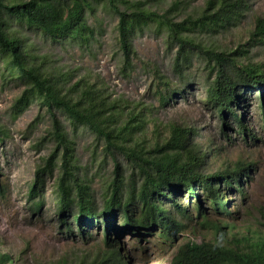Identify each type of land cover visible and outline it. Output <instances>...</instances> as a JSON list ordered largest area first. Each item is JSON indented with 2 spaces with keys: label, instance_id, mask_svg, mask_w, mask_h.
Segmentation results:
<instances>
[{
  "label": "rangeland",
  "instance_id": "obj_1",
  "mask_svg": "<svg viewBox=\"0 0 264 264\" xmlns=\"http://www.w3.org/2000/svg\"><path fill=\"white\" fill-rule=\"evenodd\" d=\"M168 1L163 0L157 5L164 8ZM204 1L191 0L187 12L198 10ZM248 5L244 18L236 27L219 33L196 32L198 40L203 45L227 51L242 44L249 50L246 60L264 62V45L251 48L245 45L255 18L264 17V0H248ZM87 21L94 27L96 35L84 45L68 40L53 42L24 28L18 31L29 51L39 57L38 61L45 62L55 76L66 75V87L83 79L101 88L108 98L121 99L130 108L141 109L146 122L137 134L139 139L152 143L155 135L164 138L170 125H175L191 130L188 147L197 148V154L202 155L204 174L233 168L239 161L246 164L245 174L239 179L242 193L220 185L233 199L231 205L235 203L233 207L239 211L235 213L240 219L237 227L240 230L259 228L264 234V226L258 225V221H264L260 214L264 211V117L259 105L261 100L264 101V83L259 90L245 86L232 105V110L248 130L244 139L229 113L225 114L222 130L217 107L206 101V83L210 75L202 58L195 52L190 67L179 75L172 69L176 45H170L165 32L158 31L153 24L132 35L135 53L129 57L131 65L124 68V51L119 46L116 30L117 15L109 7H98L94 14L87 15ZM157 74L166 82L159 83ZM22 90L23 85L6 74L0 58V254H8L11 258L4 264L92 263L105 249L100 220L96 227H84L87 234L84 238L76 230L71 215L59 216L55 193L59 168L54 170L53 176L46 178L41 196L28 197L36 167L42 166L53 151L59 157L62 149L54 150L51 119L38 99H33L23 111L15 114L14 102ZM160 92L166 98L163 102ZM56 117L74 143L77 172L90 186L95 206L101 211L115 166L118 165L119 176L123 177L125 184L129 183L131 166L123 155L108 154L103 148L104 141L90 130H74L61 113H56ZM200 192V198L205 199L204 193ZM38 198L43 203L37 210L33 202ZM183 201L189 203L190 213L196 216L193 198L190 201L184 198ZM113 217L108 223L114 227L120 222L117 211ZM61 220H66L72 231L61 224ZM185 224L188 231L209 232L196 219L192 222L185 220ZM111 238L127 255L130 264H166L170 258L169 255L163 256L167 250L164 242L156 241L151 245L143 239L139 247L138 242L127 237L120 228Z\"/></svg>",
  "mask_w": 264,
  "mask_h": 264
},
{
  "label": "trees",
  "instance_id": "obj_2",
  "mask_svg": "<svg viewBox=\"0 0 264 264\" xmlns=\"http://www.w3.org/2000/svg\"><path fill=\"white\" fill-rule=\"evenodd\" d=\"M161 1L0 0V58L6 74L23 85L14 102L15 114L23 111L33 99H38L51 119L50 135L54 150L62 149L59 157L53 151L42 166L36 167L28 197L41 196L46 178L53 176L54 170L59 168L55 184L59 216L71 215L76 230L84 238L87 235L84 227H96L100 220L106 249L99 260L87 264H130L127 255L109 237L111 231L107 230V222L113 211H123L121 226L126 228L133 220L130 206L142 201L148 211L145 224H161L167 228L169 210L162 203L177 206L179 191L186 189L189 194H194L196 183L211 197H220L218 183L229 187L235 184L237 188L247 167L239 161L233 168L204 174L201 170L202 155L197 154V148L188 147V137L192 132L187 128L170 125L168 135L161 138L157 134L152 143L139 139L137 134L146 122L141 109L130 108L124 100L108 98L101 88L83 79L66 87V75L55 76L45 62L38 61L39 57L29 51L18 29L33 30L53 42L68 40L84 45L94 40L96 35L94 27L87 21V15L94 14L98 7H109L117 15L118 41L124 51L123 67L127 68L131 65L130 55L135 53L132 35L155 24L158 31L165 32L170 45H176L172 69L179 75L190 67L193 52L202 58L210 75L206 83V101L217 107L222 130L225 114L229 113L246 139L248 130L232 110V105L245 86L257 90L261 88L264 62L246 60L249 50L242 44L230 51L203 45L196 32L219 33L236 27L249 8L248 0H205L203 6L193 12H187L191 0H169L164 8L157 5ZM245 45L250 48L264 45L263 16L255 18ZM156 76L160 79L159 83L166 82L161 75ZM160 99L162 102L166 99L161 92ZM259 105L264 117V101L261 100ZM56 113H61L74 130L86 128L93 132L104 141L103 148L108 154L123 155L131 166L128 184L123 177L120 178L118 165L115 166L101 211L95 206L90 186L77 172L74 143ZM42 203L43 200L38 198L34 200L33 207L38 210ZM60 222L72 231L66 220ZM241 252L222 253L219 248L204 242L178 249L169 264H210L209 255L218 264H264V241L257 248L249 246ZM6 261H11L10 256L0 254V264Z\"/></svg>",
  "mask_w": 264,
  "mask_h": 264
},
{
  "label": "clouds",
  "instance_id": "obj_3",
  "mask_svg": "<svg viewBox=\"0 0 264 264\" xmlns=\"http://www.w3.org/2000/svg\"><path fill=\"white\" fill-rule=\"evenodd\" d=\"M214 182H216V184L218 183L217 180ZM220 183H218V190L221 194L220 197H211L206 189L196 183L194 194H189L186 189L179 191L176 201L177 206L170 207L168 204L162 203V206L169 210L168 216L170 223H167V228H163L161 224H150L148 226L145 224L148 211L146 210L147 206L142 201H137L130 206L133 220L130 226L126 228L121 226L123 223V211L117 209L116 211L119 214L120 222L118 225H115L116 227L111 226L107 222V230L111 231L109 237L111 238L113 232H116L118 228H120V230L127 233V237H132L131 240H136L139 247L143 239H147L151 245L156 241L164 242L167 246V250H163V256L169 255L170 257L167 259L166 264L170 263L173 255L178 249L181 250L186 246L193 247L204 242H209L212 246L219 248L222 253L242 254L241 251H245L249 246L259 247L264 241V234H261L259 228L240 230L237 227L236 223L240 219L237 218L235 213L239 211L237 212L234 209L233 206L236 205L235 203L231 205L233 199L227 196L229 195L228 192ZM234 185L232 187L224 186L235 190V192L242 193L240 182L238 181L237 188L234 187ZM200 191L204 193L205 199L200 198ZM183 192L185 193L184 195H182ZM191 197L194 201L193 208L196 211V216L190 213L188 209L189 203L183 201L184 198L190 201ZM181 209L183 210L182 213H180ZM115 212L113 211L114 215ZM260 214L264 219V211ZM112 217L113 216H111V218ZM194 219L201 225L206 226L209 232L207 234H202L194 230L188 231L185 220L192 222ZM258 225L264 226V221H258ZM208 258L210 264H218L216 259L212 256L209 255ZM147 261L148 260H146V262Z\"/></svg>",
  "mask_w": 264,
  "mask_h": 264
}]
</instances>
